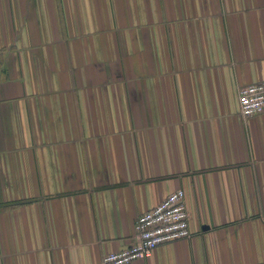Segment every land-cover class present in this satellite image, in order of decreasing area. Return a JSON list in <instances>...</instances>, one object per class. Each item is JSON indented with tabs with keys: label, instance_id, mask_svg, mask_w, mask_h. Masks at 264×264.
<instances>
[{
	"label": "crops",
	"instance_id": "0c3cea01",
	"mask_svg": "<svg viewBox=\"0 0 264 264\" xmlns=\"http://www.w3.org/2000/svg\"><path fill=\"white\" fill-rule=\"evenodd\" d=\"M261 80L264 0H0V264H100L178 188L134 264H264Z\"/></svg>",
	"mask_w": 264,
	"mask_h": 264
},
{
	"label": "built area",
	"instance_id": "2783aa9c",
	"mask_svg": "<svg viewBox=\"0 0 264 264\" xmlns=\"http://www.w3.org/2000/svg\"><path fill=\"white\" fill-rule=\"evenodd\" d=\"M237 98L243 117L264 113V80L239 86ZM189 236V212L185 203V192L178 188L154 207L140 213L135 219L129 244L105 253L100 264H134L150 257L157 246Z\"/></svg>",
	"mask_w": 264,
	"mask_h": 264
}]
</instances>
